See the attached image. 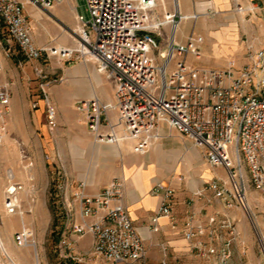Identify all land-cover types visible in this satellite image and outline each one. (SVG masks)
Returning <instances> with one entry per match:
<instances>
[{"label":"built area","instance_id":"1","mask_svg":"<svg viewBox=\"0 0 264 264\" xmlns=\"http://www.w3.org/2000/svg\"><path fill=\"white\" fill-rule=\"evenodd\" d=\"M64 0H28L49 11L54 3ZM90 19L78 16V38L83 57L95 61L97 71L115 83L114 104H105L94 96L79 100L76 109L85 115L88 129L96 143L116 145L134 141V152H148L153 133L160 122H166L182 136L194 141L205 152L213 168H223L226 180L209 182L205 191L213 193L229 209L238 202L244 204L254 190L264 197V48L250 56L251 62L240 70L230 61L224 70L199 69L189 65L187 54L199 60L201 45L189 38L185 45L177 41V31L183 17L177 0L176 13H168L164 21L157 20V0H84ZM22 0H0V50L12 57L16 47L30 62L51 57H70V49L40 48ZM165 24L172 26L169 50L162 52L161 42L151 35ZM159 36L161 34L159 33ZM163 58L160 65L156 54ZM174 61V63H173ZM173 63V64H172ZM2 63L0 61V71ZM43 73L39 71V75ZM258 76V78H257ZM63 82L54 79L42 87L46 124L50 132L60 128L59 112L49 88ZM11 103L8 86L0 85V121L6 123ZM40 109L39 102L32 104ZM117 113V124L108 116ZM123 129L119 136L117 128ZM4 131V127L0 126ZM2 137L0 135V142ZM33 164H29L32 168ZM6 190L5 209L8 215L21 210L19 199L22 184L13 182ZM85 183L74 194L75 206H69L58 244V255L65 264H135L146 259V246L129 210L121 203L123 183L114 180L97 196L84 193ZM155 195H161L160 208L152 218L150 230L159 232V220L169 217L175 222L173 206L175 191L157 183ZM204 190L197 194L202 197ZM113 203H115L113 205ZM78 212L79 221L74 215ZM217 230L204 241L207 229L190 220L184 237L191 250L200 258H217L218 264H232L233 239L226 240L223 231L236 237L231 220H211ZM175 227V224H174ZM91 235L93 251L79 254L73 237ZM18 248L33 244L30 230L15 234ZM0 264H16L6 253L0 237ZM162 264H167L163 262Z\"/></svg>","mask_w":264,"mask_h":264},{"label":"crops","instance_id":"2","mask_svg":"<svg viewBox=\"0 0 264 264\" xmlns=\"http://www.w3.org/2000/svg\"><path fill=\"white\" fill-rule=\"evenodd\" d=\"M22 1L26 3V14L29 17L33 38L38 47L70 50L77 47L73 46L79 40L77 17L82 16L77 0L54 3L49 11H44L28 0ZM157 2L162 3L166 14L176 13L174 0H157ZM177 3L180 16L183 17L177 31L179 44L187 43L189 34L185 33L184 28L189 24L194 29L193 34L208 36L207 45L204 44V46H209L210 40L214 39V44L221 46H251L253 49L257 46H261L259 49L264 47V0H177ZM202 4H209L206 11L201 10ZM233 4H238L241 7L242 12L238 13L239 16L236 14L228 16L226 18L228 22L226 21L224 24H216L207 20L214 17V12L231 11ZM61 7L63 8L61 9ZM203 17H206V20L198 21ZM191 19L196 21L188 22ZM12 49L14 51L12 57H6L3 50H0L2 63L0 85L8 86L11 94L8 114L24 112L31 118L32 131L37 132L40 129L39 122L45 113L44 104L41 97L39 99L36 88H33L34 86L29 84L28 80L34 75L33 69L41 63L27 61L24 55L21 60L15 56L17 49L15 47ZM62 58L64 59V57ZM85 74L86 72L83 70L79 71L67 77V86L49 88L58 107L60 125H68L69 128L77 129L76 131L80 135L89 133V129L86 120L85 124L79 120L80 117L77 115L76 109L77 102L92 98L94 95L101 98L103 103L113 105L115 99L114 92L112 95L108 94L106 98L103 97L99 90L104 81L101 86H97L91 78L87 80L89 82V86L86 84L88 89L81 92L80 81L86 80ZM37 101L40 104V109L34 110L32 104ZM108 116L113 123L117 124L115 110H109ZM116 130L119 136L123 135L122 128L118 127ZM80 135L76 136L75 145L77 146L81 145ZM135 144L131 140H124L116 145L103 144L110 147L106 149L109 154H104L105 149L100 148L99 145L96 146L97 155L94 169L85 174L84 179L79 178L76 186L72 185L71 188L63 186L60 194L61 200L65 206L67 204L75 206L74 194L79 191L80 183L86 184L84 190L86 195L97 196L111 182L120 180L124 187L121 203L129 210L134 225L144 239L147 251L144 262L135 264H162L163 262L167 264H204L202 258L192 252L191 243L184 237L185 226L190 220L195 226L203 225L207 229V235L203 239L207 242L210 234L217 230V226L215 227L211 220L214 218L218 220L225 214H231L222 201L214 198L211 191H205L206 185L216 180L220 171L225 173L226 171L223 168L210 166L204 150L196 146L193 140L179 134L166 122H160L157 125L147 153L134 152ZM58 155L60 156V153ZM30 163L33 164V168L34 163L32 161ZM36 171H39V168ZM34 176L35 174L31 175V178ZM225 178L221 179L226 180ZM8 179L10 180L9 176ZM1 181L0 185H2ZM17 183L22 184L25 189L19 194L22 205L27 202L28 195L32 191L26 192V182ZM157 183L168 185L175 191L173 206L175 222L173 223L169 217H162L159 220V232L156 233L150 230V226L151 218L157 214L162 198L161 195H155L152 191ZM203 190L204 194L199 197L197 194ZM251 196L253 195L250 194L248 200ZM243 217L242 215V219ZM76 219L80 220L78 214H76ZM10 236H12L11 233L4 234L7 241H10ZM73 242L79 254L93 251L94 240L91 235L82 238L73 237Z\"/></svg>","mask_w":264,"mask_h":264},{"label":"rangeland","instance_id":"3","mask_svg":"<svg viewBox=\"0 0 264 264\" xmlns=\"http://www.w3.org/2000/svg\"><path fill=\"white\" fill-rule=\"evenodd\" d=\"M77 2L80 13L86 21L89 20L90 16L85 1L77 0ZM208 5L202 4L201 10L206 11ZM239 12H242L241 7L238 4H233L231 11L214 12V17L207 20L216 24H224L228 16L232 14L239 16ZM156 16L159 21H164L166 16L164 7L160 2H157ZM204 20L206 17L198 19V21ZM193 21L196 20H188V22ZM184 29L185 33L189 34L188 39L192 37L199 41L202 57L197 60L192 55L187 54L182 59L185 58L189 65L199 69L224 70L228 63L233 61L240 70L251 62L250 56L260 50L261 47L257 46L253 49L251 46H221L214 44V39L210 40L209 46H204L208 39L207 35L193 34L194 29L189 24ZM171 33L172 26L170 24H165L160 30L151 33L161 42V49L164 53H167L170 48ZM72 39L74 41L73 37ZM76 42L73 46L77 47L71 49L73 54L70 57L63 59L60 55H56V57L41 61V65L33 69L34 75L28 80V83L36 88L39 99L42 96L44 84L54 79H63V82L51 85V87L67 86V77L82 70L86 72L84 75L86 80L80 81L81 92L88 89V78L93 79L97 86H101L104 81L99 91L105 98L115 91V83L108 79L105 74H100L97 71L98 67L94 60L83 57L79 48V40ZM155 54L158 63L162 65L163 58L157 52ZM15 56L21 60L24 58L18 49ZM39 71L43 73L39 75ZM77 115L80 117L79 120L85 124V115L81 112H77ZM39 124L40 129L37 132L32 131L31 118L24 112L7 114L4 125L0 121V126L5 129L4 131L0 130L2 137V142H0V178L2 180H0L2 183L0 185V237L6 248H9L16 258H20L23 264H65L60 259L57 248L67 217V210L73 204L64 205L60 195L61 189L63 186L70 188L72 185L76 186L79 178L84 179V175L94 169L97 155L96 146L99 145L100 148L105 149L104 154H109L106 149L110 147L96 143L89 130V133L80 135L76 131L77 129L74 130L68 125L62 124L55 132H50L46 124L45 113ZM79 135L81 145L77 146L75 145L76 136ZM30 161L34 163L33 168H29ZM37 168L39 171H36ZM8 174L13 175L15 179L13 182H26V192L32 191L28 195L27 202L21 205V210L15 215H8L5 209L6 189L10 183ZM33 174L35 176L31 178ZM220 177H227V175L224 171H220L216 179L222 180ZM250 194L253 195L250 197L251 211L246 206ZM34 200L36 203L33 202ZM243 203L238 202L233 208H228L231 214H225L216 221L231 220L238 233L234 239L230 231H223L226 240L233 239L232 264H264V197L259 192L252 190ZM73 213L75 216L78 214L77 211ZM238 215L239 217H237ZM242 215L244 216L243 219ZM23 229L31 231L33 244L29 247L18 248L15 243V234ZM3 233L12 234L10 241L4 238ZM6 248V253L9 256V250L7 251ZM202 260L204 264H218L217 258H202Z\"/></svg>","mask_w":264,"mask_h":264},{"label":"bare ground","instance_id":"4","mask_svg":"<svg viewBox=\"0 0 264 264\" xmlns=\"http://www.w3.org/2000/svg\"><path fill=\"white\" fill-rule=\"evenodd\" d=\"M79 29H80V28H79ZM78 31H79V30H78ZM246 206H247V209H248L249 211H251V202H250V200H248V201L246 202ZM2 244H3V247L6 248L5 243L3 242ZM6 249H7V251L9 250V248H6ZM8 253H9L10 258H11L14 262H16V264H23L22 260H21L20 258H16V257H15V254L12 253L10 250L8 251Z\"/></svg>","mask_w":264,"mask_h":264}]
</instances>
